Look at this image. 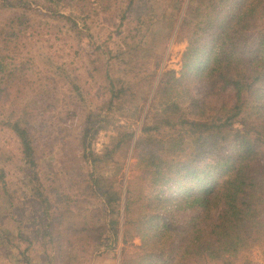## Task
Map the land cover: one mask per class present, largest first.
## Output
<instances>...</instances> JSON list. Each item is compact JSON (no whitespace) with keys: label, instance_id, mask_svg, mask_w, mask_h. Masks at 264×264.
Listing matches in <instances>:
<instances>
[{"label":"trees","instance_id":"1","mask_svg":"<svg viewBox=\"0 0 264 264\" xmlns=\"http://www.w3.org/2000/svg\"><path fill=\"white\" fill-rule=\"evenodd\" d=\"M43 1L0 0L9 29L29 25L9 32L17 45L27 34L48 35L55 28L50 22L81 31L76 12L85 0ZM32 12L39 22L30 18ZM177 33L179 40H188L180 77L174 71L162 74L140 134L129 136L136 160L132 172L140 169V174L127 179L125 194L105 178H94L95 196L105 201L110 225L118 224L124 207L120 264H238L242 252L264 244V0H189ZM16 67L0 59V103L15 90L8 81L23 77L26 64ZM189 81L200 83L206 97L193 96ZM123 90L112 88L109 103L121 99ZM101 117H88L82 143L84 160L93 169L127 138L120 135L109 154H95L89 138L105 129ZM25 119L11 118L7 125L31 157ZM146 182L150 195L144 193ZM4 185L0 170V196ZM191 211L195 214L186 217ZM88 232L87 226L57 232L49 243L56 245L60 264L80 263L75 249L88 253ZM110 233V245H95L101 235L90 245L91 259L118 248V230Z\"/></svg>","mask_w":264,"mask_h":264},{"label":"rangeland","instance_id":"2","mask_svg":"<svg viewBox=\"0 0 264 264\" xmlns=\"http://www.w3.org/2000/svg\"><path fill=\"white\" fill-rule=\"evenodd\" d=\"M188 2L85 0V7L79 6L76 12L80 32L50 22L55 28L48 35L27 34L19 45L9 32L16 34L29 25L9 29V13L0 9V59L14 70L26 64L21 80L8 81L15 89L10 100L0 103V170L5 172L0 196V264H60L50 240L57 232H74L83 226L89 228L84 242L88 253L76 247L79 264H120L124 207L116 217L118 224L110 225L109 209L95 196L93 180L105 178L125 194L127 179L140 174V169L132 172L136 160L131 158L134 143L129 136L140 134L162 74L174 71L180 77L188 40H179L177 31ZM30 16L33 22L40 21L34 12ZM201 87L188 82L196 98L206 97ZM112 88L125 91L113 104L109 103ZM91 114H101L99 125L105 126L89 138L95 154H109L120 135L127 137L96 169L83 157L84 131ZM20 116L26 117L22 126L30 134L31 157H26L21 141L7 125ZM144 185L145 195H150V183ZM189 214L195 211L186 217ZM115 228L120 236L118 248L91 259L90 245L100 235L95 245H110V231ZM134 244L139 246L140 240ZM236 261L264 264V244L254 243Z\"/></svg>","mask_w":264,"mask_h":264}]
</instances>
